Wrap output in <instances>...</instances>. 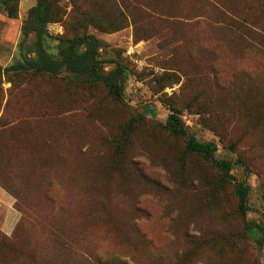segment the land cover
Returning a JSON list of instances; mask_svg holds the SVG:
<instances>
[{"label": "rangeland", "instance_id": "374dc122", "mask_svg": "<svg viewBox=\"0 0 264 264\" xmlns=\"http://www.w3.org/2000/svg\"><path fill=\"white\" fill-rule=\"evenodd\" d=\"M4 1L0 179L22 187L28 213L0 185V234L12 239L0 264H264L233 185L217 188L221 171L165 128L174 108L197 139L214 141L216 157L232 162L229 177L249 188L247 218L264 223V0H140L152 10L79 0L129 14L118 31L88 27L103 79L123 88L119 99L65 69L5 72L36 55L23 25L37 0ZM60 4L65 19L47 25L45 40L56 59L59 37L73 35L65 20L77 16L72 0Z\"/></svg>", "mask_w": 264, "mask_h": 264}, {"label": "trees", "instance_id": "16d2710c", "mask_svg": "<svg viewBox=\"0 0 264 264\" xmlns=\"http://www.w3.org/2000/svg\"><path fill=\"white\" fill-rule=\"evenodd\" d=\"M15 3L17 0H13ZM76 17L66 18L65 25L73 33L70 37H59V59L54 58L50 53L46 52L45 40L47 37L46 27L51 22L62 21L65 19L66 11L63 10L60 0H37V4L31 8L28 17L23 25V41H26L31 33L36 35L34 41L35 56L25 55L24 61L4 68L5 72L19 71L21 69L34 71L36 73H49L54 76L59 75L62 69L71 72L75 76L90 81H99L104 83L109 93L115 99L122 96L123 88L118 82L109 83L103 79L102 61L99 59L98 47L99 39L88 32L89 25H94L100 31L111 33L118 31L126 26L129 14L124 10L119 11L118 15H113L105 10H97L88 7H82L79 0H72ZM5 6L12 5L11 0L4 1ZM134 5L151 9L140 0H134ZM157 9L156 5H153ZM0 71L2 68L0 67ZM121 74L125 72V68L120 69ZM196 98L192 100L194 102ZM142 116V115H141ZM139 121L127 123L121 129L117 140V151L121 154L126 150V146L136 132ZM165 128L173 137L184 138L185 152L195 154L205 158L211 167L220 170L221 175L217 188L233 185L235 195L238 199L237 216L241 218L243 223V231L248 236L264 244V223H257L247 218L249 207V188L242 182L229 177L232 169V162L229 160H220L216 157L217 144L214 141L199 140L189 131L188 126L181 117L179 110L172 108L167 117ZM0 185L12 193L16 199L18 207L25 214L28 212L20 205L23 189L16 185L14 181L8 179L2 181ZM23 204V202H22ZM27 207V206H26ZM15 237V236H14ZM12 244V239L6 235L0 234V249ZM16 264V263H15Z\"/></svg>", "mask_w": 264, "mask_h": 264}]
</instances>
